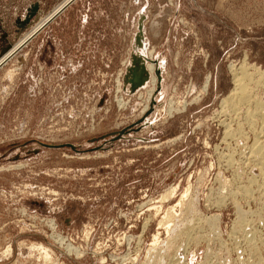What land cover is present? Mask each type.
Here are the masks:
<instances>
[{"label":"rangeland","instance_id":"374dc122","mask_svg":"<svg viewBox=\"0 0 264 264\" xmlns=\"http://www.w3.org/2000/svg\"><path fill=\"white\" fill-rule=\"evenodd\" d=\"M61 1L0 0V58ZM27 41L0 67V264H264V0H74Z\"/></svg>","mask_w":264,"mask_h":264},{"label":"bare ground","instance_id":"6f19581e","mask_svg":"<svg viewBox=\"0 0 264 264\" xmlns=\"http://www.w3.org/2000/svg\"><path fill=\"white\" fill-rule=\"evenodd\" d=\"M70 0H62L57 6H55L54 8H53V10L50 12V13H48L47 15H45L41 20H39L37 23H35L31 28H30V30L28 31V32H26L16 43H15V45L8 51V52H6V54L5 55H3L1 58H0V67L7 61V59L9 58V60H10V57L13 55V53L15 52V51H18L19 49H20V47H23V45L25 44V42L28 40V38H30L33 34H36L37 32H38V30L40 29V27L47 21V20H49L58 10H60L64 5H66L67 4V2H69ZM28 42V41H27ZM26 42V43H27ZM144 45V44H143ZM137 47V46H136ZM153 49V48H152ZM149 50V49H148ZM139 52V51H138ZM16 53V52H15ZM148 54H149V60L151 61L152 59H151V51H148ZM147 62L146 64H145V66H146V69H147V72L149 73V82H150V88L148 89V91H147V93H146V96H143V97H145V102L143 103L144 105L142 106V108H141V110L139 111L140 113H139V115L141 114V115H143L148 109H149V104H150V101H151V99H152V96H153V92H154V90H155V86H156V84H157V77H156V74H155V71H156V64L155 63H153L152 61L151 62ZM157 62V61H156ZM231 66V65H230ZM240 67V66H239ZM238 67V68H239ZM253 67H256V66H253ZM249 68V67H248ZM229 69H231V68H229ZM234 69V68H233ZM239 70H241V69H238V71ZM255 70V69H254ZM248 71V70H247ZM142 72V71H141ZM252 72V71H251ZM255 72H256V70H255ZM259 71H258V68H257V72H256V74L258 73ZM261 72V71H260ZM234 73V72H233ZM232 73V74H233ZM241 73H242V76H240V73H239V76L238 77H235V76H233V77H235V79L233 80L234 81V87H233V89H232V91H231V95H230V98L228 99V101L230 100L232 103H247L249 100H251V97H250V93H249V88H248V80H250L251 79V75L252 74H250V73H248V72H246L245 70H244V68H242V70H241ZM259 74H261V73H259ZM258 74V75H259ZM260 77H263L262 76V74L260 75ZM256 80V79H255ZM260 80V79H259ZM263 79H261V81H262ZM261 81L259 82V81H257L258 82V84L259 83H261ZM250 82H252V80L250 81ZM255 83V82H254ZM257 85V84H256ZM251 86V85H250ZM123 88V87H122ZM256 88V87H255ZM118 89V88H117ZM254 90V89H253ZM140 92V91H139ZM250 92H251V90H250ZM139 97V96H138ZM143 97H142V99H143ZM121 98V97H120ZM141 100V99H140ZM143 100V101H144ZM118 102V101H117ZM127 102V101H126ZM125 102V103H126ZM120 103V102H119ZM123 104V103H122ZM121 104V105H122ZM255 105H254V107L256 108V109H259V108H262V106H263V103L262 102H259L258 100L257 101H255V103H254ZM126 105H127V103H126ZM250 107H251V105H250ZM169 111V110H168ZM257 111V110H256ZM254 112V111H253ZM247 113V112H246ZM258 113V112H257ZM249 114V113H248ZM254 114H256V113H254ZM253 114V115H254ZM260 114V113H259ZM137 115H138V113H137ZM251 116H252V112H251ZM259 116V115H258ZM256 139V138H255ZM254 150V149H253ZM263 150V149H262ZM256 151H258V150H256ZM252 152V151H251ZM86 156V155H85ZM84 156V157H85ZM257 160H259V159H257ZM20 164L22 163V162H19ZM262 163V162H261ZM23 164V163H22ZM15 166H17V165H15ZM23 166V165H22ZM10 167V166H9ZM6 168H8V167H6ZM15 168V167H14ZM262 168V167H261ZM53 220V219H52ZM240 220V219H239ZM51 224H53L52 222H51ZM242 224V223H241ZM243 225V224H242ZM54 226V225H53ZM52 226V227H53ZM58 235V234H57ZM50 236V235H49ZM55 235H53V237H54ZM60 236V235H59ZM51 238V237H50ZM61 238V237H60ZM54 240V239H53ZM59 240V239H58ZM57 241V239L55 240V242ZM63 241V240H62ZM61 244V243H60ZM171 244V243H170ZM38 245V244H37ZM70 245V244H69ZM68 245V246H69ZM67 246V245H66ZM45 247V246H44ZM44 247H42V246H40V249H42L43 250V254H45V255H48V253H49V251L50 250H48V252H47V250L44 248ZM69 247H71V245L69 246ZM34 248V247H33ZM74 248V247H73ZM68 249V248H67ZM71 249V248H70ZM69 249V250H70ZM36 250V249H35ZM68 250V251H69ZM73 250V249H72ZM75 250V249H74ZM76 251H78V250H76ZM40 252V251H39ZM79 252V251H78ZM9 253V252H8ZM69 253V252H68ZM73 254H74V252H73ZM78 253L76 252V255H77ZM52 255V254H51ZM75 255V256H76ZM47 257V256H46ZM263 260V259H262ZM148 261V260H147ZM149 262H150V260H149ZM148 262H145V264H147ZM149 264V263H148Z\"/></svg>","mask_w":264,"mask_h":264},{"label":"water","instance_id":"95a60500","mask_svg":"<svg viewBox=\"0 0 264 264\" xmlns=\"http://www.w3.org/2000/svg\"><path fill=\"white\" fill-rule=\"evenodd\" d=\"M74 0H70L65 6H63L60 10H58L49 20H47L43 25H42V27H44L47 23H49L53 18H55L58 14H60L69 4H71L72 2H73ZM38 11H39V9H38V4H36V3H34L33 5H31V7L27 10V12H26V15L24 16V18L22 19V20H18V26L21 28V29H24V28H26L30 23H31V21H32V19L38 14ZM41 27V28H42ZM40 28V29H41ZM35 34H33L30 38H28V40H30L33 36H34ZM21 48V47H20ZM15 52H17V51H15ZM14 52V53H15ZM13 53V54H14ZM9 59V58H8ZM7 59V60H8ZM154 104V100H152L151 101V104H150V108L146 111V113L145 114H148L150 111H151V109H152V105ZM143 118H140L139 120H138V122H140L141 120H142ZM126 128H124V129H122V130H120L119 131V134L116 136V137H114V138H112V139H116V138H118V137H120L123 133H125L126 132ZM65 145H68V146H70L73 150H76V148L73 146V145H71V144H59V145H47V146H53V147H63V146H65Z\"/></svg>","mask_w":264,"mask_h":264}]
</instances>
